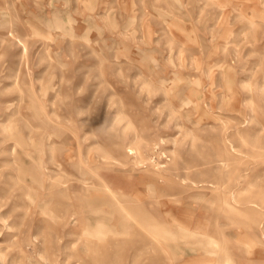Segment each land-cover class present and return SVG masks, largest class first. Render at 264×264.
<instances>
[{
  "label": "rangeland",
  "instance_id": "374dc122",
  "mask_svg": "<svg viewBox=\"0 0 264 264\" xmlns=\"http://www.w3.org/2000/svg\"><path fill=\"white\" fill-rule=\"evenodd\" d=\"M0 264H264V0H0Z\"/></svg>",
  "mask_w": 264,
  "mask_h": 264
}]
</instances>
